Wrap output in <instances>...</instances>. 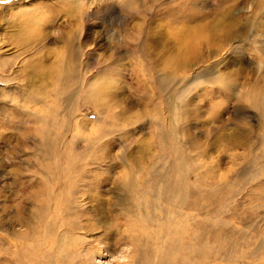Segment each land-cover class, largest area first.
Instances as JSON below:
<instances>
[{"label": "rangeland", "instance_id": "374dc122", "mask_svg": "<svg viewBox=\"0 0 264 264\" xmlns=\"http://www.w3.org/2000/svg\"><path fill=\"white\" fill-rule=\"evenodd\" d=\"M174 161L181 197L137 199ZM58 173L80 228L55 264H138L152 203L189 230L150 264H264V0H0V264L51 263L17 211Z\"/></svg>", "mask_w": 264, "mask_h": 264}, {"label": "bare ground", "instance_id": "6f19581e", "mask_svg": "<svg viewBox=\"0 0 264 264\" xmlns=\"http://www.w3.org/2000/svg\"><path fill=\"white\" fill-rule=\"evenodd\" d=\"M173 163L174 164H172L173 165L172 166V169L168 173H165L166 170H165V172L162 171L160 173V176L157 178L158 184L160 183L159 185H154L152 188H149L146 185H141L140 187H133L131 185L130 186V190L136 196V198L137 199H142L143 196H145V193H147L148 190H150V192H151V191H154V190H157V189H160L162 191V193H160L161 196H162L161 198L165 202L166 201L171 202L173 199H175L174 197H176V194H177V197L176 198L177 199H178V197L180 198L181 195L179 193L183 190L182 187H184V184L183 183L185 181L183 180L184 182L183 181L178 182V180H177V183L176 184L173 183V182H171V179L170 178H173L174 176H176L180 172V167L176 164L175 161ZM179 175H180V173H179ZM180 177H181V175H180ZM37 180H39V179H37ZM74 180H73V178L71 180V178H68V177L63 176L60 173L55 174V176L53 178H51L50 180H48V181L45 180L43 182V184L41 183L39 185H36L37 188H38V186H41L42 185V186L46 187L48 189V191H52L53 193H49V197L50 198H46L45 200L40 201L39 204H38V208L37 209H34V211L31 212L32 213L31 215H26V213H24V211L22 212V210L20 208H18V211H17V213H18L17 214V220L20 221V219H21V220L24 221V217L25 216L28 217V223H29L28 224V228L31 230V232L33 233V235H35V234L38 233L39 234V237H42L41 239H44V235H50L51 240L50 241H47L46 240V242H45L46 245L50 248V250H52V251L54 250V252H55V254L53 252L54 256H53V258L51 257L52 258V261H51L50 264L60 263V261L58 259L60 258V256H62V254H60L61 248H62L61 247L62 246V243L67 239L68 235H70V233L74 229L80 228V225L77 224V223L76 224H73L72 223L70 225V227L72 226L71 227L72 229L68 228V226H67V223H70V221L67 222L68 221V218H67L68 216L66 215V213H67L66 210L70 209V207H69L70 204L68 203V200H69V197H70V192L69 191H71V190H68V191L64 192L63 188L65 189L66 186L63 187L62 189L60 188L59 189L60 191H58L57 188H56V187H60V186H63V185H69L70 186V185H72V182ZM39 182H41V181H39ZM68 188H71V187H68ZM20 189H21V191L24 194H26V193H28L27 191H29V186L28 185H21L20 186ZM55 189L57 190V192L54 191ZM72 193L73 192H71V195H72ZM183 193H184V191H183ZM162 206H164V204ZM166 206H167V204H166ZM170 209H172V208L170 207ZM141 210H142V213H138L139 218H136V219L139 221V219L141 217V221L142 220L145 221V224L147 225V231L145 230V228H143L144 231L141 230V232L138 231V230H136V229H134L135 232H138L139 237H137V236L133 237L132 236V239H135L133 241L134 242L133 245H135V248L138 250V248H137L139 246V244H138L139 241L138 240L142 241L143 238L145 237L144 239L148 238V240H147L148 241V244L153 249L147 250L145 252H141L142 253V257H141V260H140V262L138 264H150L151 262H153L152 260H154V259L157 258V255L160 253V251L158 250V252L156 251L157 252L156 253L155 250L158 249V247L160 245V241H162L161 240L162 238H165L168 241V243L173 244V250H170V252L171 251L174 252V253L176 252V254H177L178 253L177 251L179 249L181 250V248H183L182 245L185 246L184 243H186V241L188 239L186 237V233H187V230H189V228L187 227L188 225H187V221H185L186 219L184 221L177 222V223H176V220L173 221V222H171L169 220L170 221L169 222V226L172 224L171 225L172 227H176V228H170L171 226L170 227H166V226H164V223H160L161 221L157 219V217L155 216L156 208H155V205L153 203H152V205L147 204L146 205V208L145 209H141ZM173 213H174V211H173ZM170 219H171V217H170ZM138 224H139V222H138ZM155 224H157V227H158L157 230H155V226H156ZM166 224L168 225V223H166ZM77 225H78V227H77ZM140 225L141 224H139L138 226H140ZM134 227H136V226H134ZM165 227L167 228V230L165 229ZM66 230H69V231L64 232ZM165 231H167L166 232V235H165V237L164 236L162 237L161 235L162 234H165ZM54 234H56V235H54ZM128 235H131V234H128ZM39 237H37V238H39ZM141 237H143V238H141ZM33 238H35V237H33ZM138 238H140V239H138ZM37 240H39V239H37ZM30 241H31V239H30ZM43 241H45V240H43ZM64 244H67L70 247H75L74 242H71L70 243L69 240H66L64 242ZM46 245L44 244V246H46ZM44 246H42V247H44ZM15 247L17 249L20 248L19 251H16L17 252L18 261L20 263L22 262V264H38V263L35 262V259L37 258V256H42V255L40 254L41 251L40 252L34 251L33 244H28V245L24 246L22 244L20 245V242H19V245L16 244ZM163 248H165V246ZM164 253H166V252L164 251ZM179 256H181V255L179 254ZM180 258H182V257H180ZM154 263H156V262H154ZM160 264H161V261H160Z\"/></svg>", "mask_w": 264, "mask_h": 264}]
</instances>
